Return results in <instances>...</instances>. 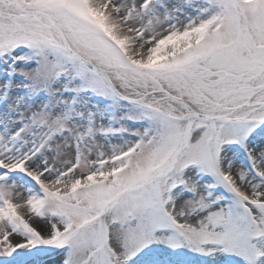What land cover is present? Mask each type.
Listing matches in <instances>:
<instances>
[{
    "label": "snow or ice",
    "instance_id": "obj_1",
    "mask_svg": "<svg viewBox=\"0 0 264 264\" xmlns=\"http://www.w3.org/2000/svg\"><path fill=\"white\" fill-rule=\"evenodd\" d=\"M0 264H264V0H0Z\"/></svg>",
    "mask_w": 264,
    "mask_h": 264
}]
</instances>
